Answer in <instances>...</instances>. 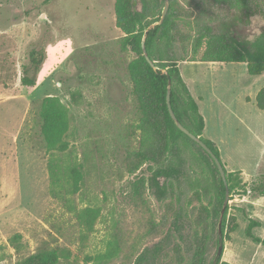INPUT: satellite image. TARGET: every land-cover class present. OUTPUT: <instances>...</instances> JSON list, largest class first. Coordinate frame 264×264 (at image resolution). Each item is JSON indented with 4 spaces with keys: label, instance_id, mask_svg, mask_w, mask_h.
<instances>
[{
    "label": "rangeland",
    "instance_id": "1",
    "mask_svg": "<svg viewBox=\"0 0 264 264\" xmlns=\"http://www.w3.org/2000/svg\"><path fill=\"white\" fill-rule=\"evenodd\" d=\"M188 2L180 0L183 15L208 20L209 5L202 16ZM114 6L115 0H0V264L51 250L61 254L59 264H134L165 235L180 207L194 217L206 214L208 202L198 200L193 181L210 171L192 145L183 150L179 188L163 201L148 189L150 164L141 165L137 155L140 113L128 71L136 55L121 47ZM223 7L225 13L231 8L242 38L263 32L264 0H226ZM41 47L46 60L36 86L26 87L23 66ZM203 51L198 61L188 55L178 67L205 119L203 137L218 147L228 172L242 173L249 189L264 177V111L255 103L264 74L250 75L246 64L203 63ZM48 97L68 109L65 153L49 152L42 135ZM73 167L83 174L75 194L67 174ZM255 200L243 191L230 195L228 221L235 231L224 240L223 261L264 264V246L245 233L250 220H261L254 234L264 239V201ZM86 208L99 211L91 229L78 218ZM216 233L218 246L211 242L206 264L217 256L218 227Z\"/></svg>",
    "mask_w": 264,
    "mask_h": 264
},
{
    "label": "trees",
    "instance_id": "2",
    "mask_svg": "<svg viewBox=\"0 0 264 264\" xmlns=\"http://www.w3.org/2000/svg\"><path fill=\"white\" fill-rule=\"evenodd\" d=\"M169 1L170 8L165 21L162 25L152 28L151 26L161 18L164 0H115L116 27L124 35L121 47L136 55L129 64L128 71L140 113L138 129L142 139L141 150L137 155L141 165L150 164L148 189L158 201H163L169 191H174V187L179 188V183L185 175V161L182 156L184 148L188 145L196 147L202 163L209 168L210 176L195 179L193 186L197 189L195 193L198 200L201 201L203 196L208 203L202 204L206 214L195 216L196 218L180 207L165 235L157 244L138 255L134 264H206L211 242L214 240L218 246L216 231L226 197V187L211 156L179 130L172 120L167 106L168 82H172L171 105L177 119L191 133L200 137L221 160L218 147L203 137L205 119L182 78L178 63L187 61L188 55H191L190 61H198L200 51L204 49L199 60L203 63L246 64L250 75L261 76L264 74V30L254 40L242 38L233 26L237 18L230 13L231 8L229 12H224L226 9L223 4L226 0L188 2L194 9L199 10V15L202 16L208 13L203 14L204 5H209L208 20L205 21L199 16L194 17V22L188 19L193 15H183L181 12L180 0ZM222 16L225 19H222ZM182 27H188L193 32L185 34ZM145 36L147 52L158 71L152 69L143 55L142 42ZM45 60V47L34 48L29 52V62L23 66L24 86H36ZM164 71L167 74H164ZM256 106L264 111V88L256 96ZM41 116V131L47 150L65 153L69 149L66 140L70 129L68 109L58 98L48 97L42 103ZM81 169L82 167H73L67 173L72 178L71 192L74 194L80 189L83 178ZM50 170L54 183H58L60 178L55 163H50ZM226 175L231 196L238 191H250L255 197H264V177L247 189L241 172L226 170ZM161 179H164V182H161ZM228 210L229 207L222 220L224 240H230V234L235 231L228 221ZM98 215V210L86 208L78 214V218L91 229ZM258 227H261V222L252 219L245 233L254 243L264 246V239L254 234V229ZM156 230L157 227L154 226L153 231ZM213 232L216 233V238H213ZM60 259L61 254L57 250H51L33 254L20 264H59ZM213 263L232 264L222 258H215L210 264Z\"/></svg>",
    "mask_w": 264,
    "mask_h": 264
},
{
    "label": "water",
    "instance_id": "3",
    "mask_svg": "<svg viewBox=\"0 0 264 264\" xmlns=\"http://www.w3.org/2000/svg\"><path fill=\"white\" fill-rule=\"evenodd\" d=\"M169 8H170V1L169 0H164V8L162 11V15L161 18L158 22L154 23L152 28L157 26V25H162L163 22L166 19V16L169 12ZM148 34V31H146V35ZM142 49H143V55L145 57V59L147 60V62L149 63V65L152 67V69L154 71H158V67L156 66L155 62L151 60L147 49H146V36L143 38V42H142ZM164 74H167L166 71H164ZM171 91H172V82L171 80H169L168 82V90H167V106H168V110L170 113V116L172 118V120L175 122L176 126L179 128V130H181L185 135H187L191 140H193L194 142H196L199 146L202 147V149L204 151H206L211 158L214 160L220 176L223 180V183L226 187V197L222 206V210H221V214H220V219H219V224H218V231H219V248H218V252H217V256L216 258H222L223 257V251H224V235L222 232V220L224 217V214L226 212V209L228 207L229 201H230V192H229V186H228V181H227V175H226V170H225V166L223 164V162L214 154V152L207 146V144L202 141V139L200 137L195 136L193 133H191L186 127H184L181 122L177 119L173 109H172V105H171ZM215 264V263H214Z\"/></svg>",
    "mask_w": 264,
    "mask_h": 264
},
{
    "label": "crops",
    "instance_id": "4",
    "mask_svg": "<svg viewBox=\"0 0 264 264\" xmlns=\"http://www.w3.org/2000/svg\"><path fill=\"white\" fill-rule=\"evenodd\" d=\"M260 91V90H259ZM258 91V92H259ZM255 94V93H254ZM258 94V93H257ZM257 96V95H256ZM253 102V97H252V101H249V103H252ZM255 103H256V99H255ZM205 127H206V123H205ZM204 134H205V129H204ZM203 134V135H204ZM264 148V147H263ZM256 165H257V167H256V170L254 171V172H257L258 171V169H259V166H258V163H256ZM242 171V170H241ZM254 172H252L250 175H254ZM242 174V173H241ZM245 174V173H244ZM264 174V173H263ZM244 182V181H243ZM247 182H248V180H245V184H247ZM263 200L264 201V197H256V200H255V202L257 203L259 200ZM258 221H260L261 222V226H262V221L261 220H258ZM233 264V263H232Z\"/></svg>",
    "mask_w": 264,
    "mask_h": 264
},
{
    "label": "built area",
    "instance_id": "5",
    "mask_svg": "<svg viewBox=\"0 0 264 264\" xmlns=\"http://www.w3.org/2000/svg\"><path fill=\"white\" fill-rule=\"evenodd\" d=\"M248 193L250 194L251 192H250V191H248Z\"/></svg>",
    "mask_w": 264,
    "mask_h": 264
}]
</instances>
